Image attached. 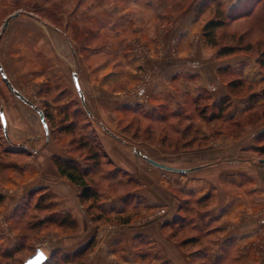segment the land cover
<instances>
[{
  "label": "crops",
  "instance_id": "crops-1",
  "mask_svg": "<svg viewBox=\"0 0 264 264\" xmlns=\"http://www.w3.org/2000/svg\"><path fill=\"white\" fill-rule=\"evenodd\" d=\"M236 6L230 4L224 15ZM193 13L188 9L178 14L160 47L152 42L150 49L152 43H146L150 55L160 48L162 59L151 60L128 42L117 55L96 62L94 71L76 73L85 108L73 72L71 86L59 90L50 85L49 98L45 93L48 105L61 108L67 105L62 95L75 89L90 120L105 132L95 129L103 160L113 169L104 182H116L122 194L103 196L87 181L98 196L94 202H81L82 187L61 177L52 161L77 163L71 140L45 139V146L29 153L27 144L10 133L5 115L7 143L15 149H4L9 158L0 168L1 250L19 242L12 225L18 213L23 217L30 205L38 212L34 205L50 196L52 209L42 219L55 214L74 223L73 236L58 238L56 249L65 256L85 249L77 256L83 264H222L230 251L237 256L259 253L264 165L221 161L251 153L264 133V67L248 52L219 56L227 45L216 37L217 45L209 46L205 23L195 24ZM170 31L181 39L176 56L167 44ZM140 73L150 74L148 83ZM19 114L15 120L22 121ZM135 152L169 168L203 167L186 175L168 173Z\"/></svg>",
  "mask_w": 264,
  "mask_h": 264
},
{
  "label": "rangeland",
  "instance_id": "rangeland-1",
  "mask_svg": "<svg viewBox=\"0 0 264 264\" xmlns=\"http://www.w3.org/2000/svg\"><path fill=\"white\" fill-rule=\"evenodd\" d=\"M217 3L221 4V9L225 12L230 4L239 7L243 0H0V31L5 20L16 13L19 14L9 21L0 39V65L11 86L27 101L37 104L36 107L46 116L49 131L47 141L56 137H60V140L63 137L62 141L70 139L74 147L71 146V152L72 156L76 157L75 161L81 167L87 166L91 169L92 174L90 173L88 177L91 186L101 191L103 196L120 195L123 191L116 186V182H104L105 177H112V167H108L106 161L99 156L95 160L97 167L96 164L86 161L89 147L93 148L96 146L94 142L98 143L96 130L103 134L104 130L86 115L75 89L72 88L71 92L62 95L61 99H64L67 105L61 108L46 103L45 93L49 94L46 92L47 89L50 85L59 90L66 85L71 86L70 72L83 73L85 68L90 72L96 62L117 55L118 50L128 42L133 49L144 51L151 60L162 59L164 53L158 52L161 51L160 48L150 55L146 51L148 50L146 43L153 42L160 47V39L174 27L178 14L188 9L194 10L195 24L202 25L213 21L214 7ZM191 5H195L194 8ZM235 11L236 9L232 10ZM185 16L182 14L179 17L182 19ZM256 17L254 20L251 18L240 24L223 27L216 31V37H219L222 45L228 47L239 45L240 48H244L250 45V49L242 53L248 52L256 58L262 40V31L258 29L264 25L261 24L264 21L261 23L259 21L261 18L264 20L262 10L258 11ZM140 30L143 34L147 33L148 37L142 38L140 34H143L138 32ZM170 33L171 37L167 44L171 47L173 56H176L175 47L179 45L181 39L180 36L173 35L176 34L175 31ZM152 37L157 38V41ZM195 39L196 37L192 43ZM153 43L150 44V49H153ZM140 75L143 82H149L151 77L149 73ZM49 96L50 94L48 98ZM188 104V107L192 105L191 100ZM0 109L4 117L6 115L10 118V133L19 136L20 140L16 139L18 143L27 144V147L25 146L27 152L40 150L46 145L39 116L8 91L1 75ZM17 113H20L22 121L15 120ZM158 134L162 136L163 133ZM260 137L254 142L256 147L264 144V137L262 139ZM4 149H8L9 153L15 148L4 138L0 123V168L9 158V155L3 154ZM255 149L247 155L238 154V158L221 163L233 162L238 166L248 164L256 166L259 164L258 160L264 159V154L260 155ZM92 152L99 153L97 149ZM31 206L23 210L25 213L23 217L18 213L12 223L14 231L19 235V242L11 249H0V264H23L36 248H40L49 258L45 264H83L77 256L81 257V252L85 254V249L73 256H67L69 260L66 262L65 254L56 249L59 246L58 238L74 234V223L71 218H58V215L52 214L49 218L42 219L51 210L47 213L35 212ZM90 206L94 207V204ZM259 247L261 249L259 253H244L241 256H237L235 250L230 251L222 264H264V239ZM236 258L238 261L234 262ZM215 262L219 263V260L216 259ZM209 263L208 260L202 264Z\"/></svg>",
  "mask_w": 264,
  "mask_h": 264
},
{
  "label": "trees",
  "instance_id": "trees-1",
  "mask_svg": "<svg viewBox=\"0 0 264 264\" xmlns=\"http://www.w3.org/2000/svg\"><path fill=\"white\" fill-rule=\"evenodd\" d=\"M261 10H262V14H264V0H243V3H241V5L236 8L235 12L231 11L228 13V15H224V11L221 9V4L217 3V5H215L214 7L213 21L207 22L203 28V34H204V38L206 42L211 47L216 46L217 44H216V34L215 33L217 30L225 26H228L229 24L234 25V24L243 23L247 20H250L251 18L252 20H254L253 18H255L257 16L258 11H261ZM259 21L261 23L264 20L263 18H261ZM261 24H264V23H261ZM258 30L262 31V34H261L262 40L258 46L260 48V51L258 50L259 53L257 56V63L261 64L264 67V25L263 27L261 26V28ZM243 33L246 34L245 31ZM248 49H250V45H246L244 48H240L239 45L229 46V47L227 45V46L220 48L218 55L219 56H229L235 53L242 52L244 50L246 51ZM262 137H264V133L262 134L260 138L262 139ZM94 141L95 139L93 140V142ZM94 144L96 146H94L93 148L92 146L89 147L88 154L86 155L87 156L86 161L87 162L90 161L96 164L95 160L97 159V156L103 159L104 155L98 143L94 142ZM95 149H97L99 153L98 152L95 153L96 151L93 153L92 150H95ZM255 150L260 155H263L264 154V144L261 145V147H256ZM53 161L55 162V165L61 177H66L74 185L78 187L79 186L82 187L81 194H80L81 202H89V201L94 202L96 200V197L98 196V192L94 191L87 183L88 177H90L89 174L91 173L90 168H88L87 166L81 167L80 164H77L73 161H66V160L62 161L57 158H54ZM95 167H97V164L95 165ZM49 200H50V196L42 198L41 201H39V203L34 205V208L37 209L38 212H44V213L49 212L52 209V206ZM57 217L60 218V216H57ZM68 260H69V257L66 256L64 258V261L66 262Z\"/></svg>",
  "mask_w": 264,
  "mask_h": 264
},
{
  "label": "water",
  "instance_id": "water-1",
  "mask_svg": "<svg viewBox=\"0 0 264 264\" xmlns=\"http://www.w3.org/2000/svg\"><path fill=\"white\" fill-rule=\"evenodd\" d=\"M19 14L16 13L14 15H12L9 19L5 20L4 23H3V27L0 31V39L3 35V33L5 32V30L7 29L8 27V23L10 20H12L13 18H16ZM0 75H1V78H2V81L5 85V87H7L8 91L20 102H22L25 106H27L28 108L32 109L36 114L37 116H39V119H40V123H41V126H42V129H43V132H45V139L46 141L48 140L49 138V131H48V127L46 125V118L43 114V112L38 109L31 101H27L24 96H22V94H20L16 89L13 88V86H11V84L9 83L4 71L2 70V67L0 65ZM72 82L75 86V89L78 93V96H79V99L81 100L82 102V105L83 107L85 108V105H84V99L82 97V92L80 90V86L77 82V74H73L72 75ZM85 112H86V115L89 116V118H91V115L89 114V112L84 109ZM0 123H1V128H2V133L4 134V138L6 139V141L11 144L9 138H8V134L6 133V120H5V117H3V113H2V110L0 109ZM107 132V131H106ZM108 133V132H107ZM113 136V135H112ZM115 138V136H113ZM135 154L139 157V158H142L144 159L146 162H148L151 166L153 167H157L165 172H168V173H176V174H180V175H186L187 173H190V172H194V171H197L199 169H202V167L200 168H193V169H187V170H179V169H175V168H169V167H166L164 165H161L159 163H155L153 162L152 160L148 159L147 157L139 154L138 152H135ZM258 163L260 165H264V159L263 160H258ZM48 257L47 255L44 254V252L40 249V248H36L34 253L29 257L27 258L23 264H45L46 261H47Z\"/></svg>",
  "mask_w": 264,
  "mask_h": 264
}]
</instances>
